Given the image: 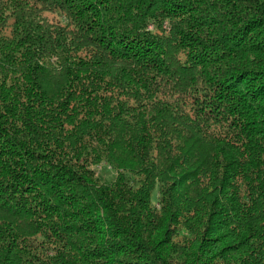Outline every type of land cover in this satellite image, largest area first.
I'll list each match as a JSON object with an SVG mask.
<instances>
[{
    "label": "trees",
    "instance_id": "trees-1",
    "mask_svg": "<svg viewBox=\"0 0 264 264\" xmlns=\"http://www.w3.org/2000/svg\"><path fill=\"white\" fill-rule=\"evenodd\" d=\"M0 264H264V0H0Z\"/></svg>",
    "mask_w": 264,
    "mask_h": 264
},
{
    "label": "rangeland",
    "instance_id": "rangeland-1",
    "mask_svg": "<svg viewBox=\"0 0 264 264\" xmlns=\"http://www.w3.org/2000/svg\"><path fill=\"white\" fill-rule=\"evenodd\" d=\"M49 17H50V19H53V17H55V16L52 15ZM152 201H153V203L157 202V189H155V191L153 192Z\"/></svg>",
    "mask_w": 264,
    "mask_h": 264
}]
</instances>
